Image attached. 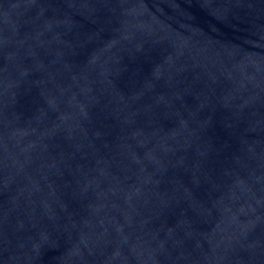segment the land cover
<instances>
[{"label": "water", "instance_id": "obj_1", "mask_svg": "<svg viewBox=\"0 0 264 264\" xmlns=\"http://www.w3.org/2000/svg\"><path fill=\"white\" fill-rule=\"evenodd\" d=\"M0 264H264V0H0Z\"/></svg>", "mask_w": 264, "mask_h": 264}]
</instances>
